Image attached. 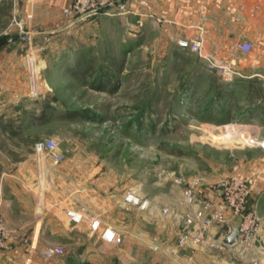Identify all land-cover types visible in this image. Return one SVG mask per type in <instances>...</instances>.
<instances>
[{
  "label": "rangeland",
  "instance_id": "1",
  "mask_svg": "<svg viewBox=\"0 0 264 264\" xmlns=\"http://www.w3.org/2000/svg\"><path fill=\"white\" fill-rule=\"evenodd\" d=\"M30 1L0 0V50L16 45L24 63V96L1 116L8 163L34 158L37 143L58 140L65 159L45 189H60L61 198L66 186L76 204L86 186L93 206L112 192L126 204L134 192L149 201L152 256L193 263L195 250L168 254L182 228L184 184L199 179L206 194L235 165L246 173L245 162L260 158L261 168L264 150L248 140L264 138V130L241 126L255 116L254 93L245 98L237 73L228 79L207 58L178 51L177 39L166 43L141 15L129 20L134 13L110 9L67 26L63 12V22L38 35Z\"/></svg>",
  "mask_w": 264,
  "mask_h": 264
},
{
  "label": "crops",
  "instance_id": "2",
  "mask_svg": "<svg viewBox=\"0 0 264 264\" xmlns=\"http://www.w3.org/2000/svg\"><path fill=\"white\" fill-rule=\"evenodd\" d=\"M148 1L147 7L134 4L135 16L128 14L125 18L135 20L142 14L146 19L145 27H156L166 43L169 39H197L202 34L206 55L217 61L226 60L235 67L240 94L243 92L247 98L249 93H254L251 97L254 102L249 109L255 116L241 126L263 131L264 0ZM68 3L69 0H31L28 7L34 15L35 34L49 31L63 22V8ZM242 41L252 44L249 52L236 50L235 44ZM184 50L187 49L178 44V51ZM20 51L16 45L0 50V131L5 125L1 122L5 108L11 101H21L24 96L20 70L24 63ZM233 51L236 55L231 58ZM259 160L254 159V166L247 165L246 161L248 167L244 170L260 169ZM56 173L63 178L68 175L65 171ZM44 190L40 188L32 157L17 164L8 163L0 147L2 216L18 235V239L11 240L10 246L0 252V264H167L162 256L153 257L151 253L149 207L141 209L124 204L113 192L93 206L89 202L94 197L86 186L79 191L80 201L76 204H72L71 190L66 186L61 188V198L56 197L60 189ZM95 198L98 200L99 197ZM251 198L250 207L259 210L262 218V230L253 250L247 252L239 248V251L237 246H231L220 255L197 249L190 264H264V172ZM68 210L82 211L100 219V227L94 229L86 219L80 222L72 220ZM106 228L121 235L119 244L102 237ZM22 238H28L36 250L31 251L30 244H25ZM59 243L69 246L64 254L48 258L39 253L40 249L58 246Z\"/></svg>",
  "mask_w": 264,
  "mask_h": 264
},
{
  "label": "built area",
  "instance_id": "3",
  "mask_svg": "<svg viewBox=\"0 0 264 264\" xmlns=\"http://www.w3.org/2000/svg\"><path fill=\"white\" fill-rule=\"evenodd\" d=\"M134 4L147 7L148 0H69V3L63 8V12L68 17L67 26H74L81 21L86 20L100 12L110 9H120L124 12L136 13ZM143 16L142 14H139ZM23 33H27L22 30ZM29 33V32H28ZM32 34L33 32L30 31ZM178 44L199 56L207 58L212 67L223 68V72L231 79L235 70H231L230 62L226 60L217 61L204 52V38L201 34L197 39L180 38ZM236 50L249 52L252 44L248 41H242L235 44ZM32 49V47H31ZM236 55V51L231 53V58ZM34 59L28 60V65L32 66ZM32 77L34 75L32 74ZM34 82V80L32 81ZM34 85V83H33ZM35 89L33 88L32 94ZM248 144L260 147L264 150V138L260 136H251ZM65 156L61 149V144L56 139H46L35 146V155L33 158L35 170L38 175L40 188L45 189L47 181L51 179L54 170L64 162ZM262 166L260 169L252 172H244L239 166L235 165L232 170L223 176L216 184H212L205 189L202 188V182L199 179L184 184L183 202L185 207L183 214L182 228L178 234L175 244L169 247L168 254L178 256L182 250L203 249L216 254H224L231 246H237L244 251L251 252L256 245L259 233L262 230V218L256 208L250 207V198L258 183L259 177L264 172V155L262 157ZM182 178L178 179V184H183ZM126 204L140 205L141 209L149 207V201L139 198L134 192H129L125 199ZM168 213V208L164 209ZM80 214L81 217H77ZM68 215L72 220L80 222L88 220L91 226L96 229L100 227V219L84 215L77 210H68ZM239 224L236 243L226 244L223 240L233 232ZM216 230V231H215ZM219 231V232H218ZM102 237L108 242L119 244L121 235L116 231L106 228ZM18 239L16 231L9 227L3 216L0 204V252L10 246V241ZM26 244H30V250H36V246L29 242L28 238H22ZM167 252V249L164 250ZM39 253L45 257H55L64 254L60 246H48L39 250Z\"/></svg>",
  "mask_w": 264,
  "mask_h": 264
},
{
  "label": "water",
  "instance_id": "4",
  "mask_svg": "<svg viewBox=\"0 0 264 264\" xmlns=\"http://www.w3.org/2000/svg\"><path fill=\"white\" fill-rule=\"evenodd\" d=\"M238 228H239V224L234 228L233 232L230 233L228 236H226L224 238V242L228 245H233L236 243V238H237V234H238Z\"/></svg>",
  "mask_w": 264,
  "mask_h": 264
},
{
  "label": "bare ground",
  "instance_id": "5",
  "mask_svg": "<svg viewBox=\"0 0 264 264\" xmlns=\"http://www.w3.org/2000/svg\"><path fill=\"white\" fill-rule=\"evenodd\" d=\"M77 217H79V218H80V217H81V215H80V214H77Z\"/></svg>",
  "mask_w": 264,
  "mask_h": 264
}]
</instances>
